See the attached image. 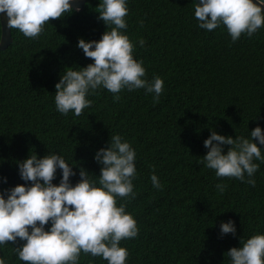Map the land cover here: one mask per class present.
Wrapping results in <instances>:
<instances>
[{
  "label": "trees",
  "instance_id": "trees-1",
  "mask_svg": "<svg viewBox=\"0 0 264 264\" xmlns=\"http://www.w3.org/2000/svg\"><path fill=\"white\" fill-rule=\"evenodd\" d=\"M98 4L88 0L83 10L50 19L36 39L11 29L13 41L0 51V190L25 183L17 161L35 152H59L75 164L73 183L81 166L99 175L94 154L119 133L137 152L136 196L126 210L139 234L121 241L128 264H228L224 253L239 246V236L264 232V163L257 161L253 187L216 177L199 161L210 127L233 138L248 136L257 124L264 129V27L233 43L224 26L211 32L198 27L192 0H129L125 31L137 41L134 56L143 59L147 78H163L160 99L138 89L122 90L114 101L101 88L79 116L63 115L55 108L54 85L66 67L92 62L77 44L79 38L98 40L106 30L97 19ZM153 170L162 189L152 185ZM59 178L58 170L53 182ZM221 181L223 192L216 188ZM229 219L237 236L221 237L220 222ZM14 246L9 241L0 247V256L25 264ZM80 264L107 261L82 252Z\"/></svg>",
  "mask_w": 264,
  "mask_h": 264
},
{
  "label": "clouds",
  "instance_id": "clouds-1",
  "mask_svg": "<svg viewBox=\"0 0 264 264\" xmlns=\"http://www.w3.org/2000/svg\"><path fill=\"white\" fill-rule=\"evenodd\" d=\"M74 0H0V14L7 16L9 29H18L24 36L36 39L46 22L61 18L73 9ZM129 0H99L98 20L106 30L100 39L79 38L77 47L92 59L77 69L66 67L55 83L56 110L79 116L89 108L88 97L97 89H106L113 100L120 99L122 90L143 89L158 101L164 92V80L154 75L147 78L143 59L134 56L137 41L130 39L126 17ZM198 27L211 32L226 27L231 42L242 35L252 37L264 27V0H192ZM143 24V21H141ZM138 45L144 47L143 37ZM249 130V129H248ZM206 154L199 161L214 170L216 177L235 178L251 186L255 174L264 163V129L257 124L248 136L224 135L210 127L203 140ZM225 146L227 150L225 151ZM100 174L79 168L59 152L39 156L36 152L17 161L18 174L25 183L0 190V247L14 242L13 252L25 264H80L81 253L100 257L107 264H128L129 250L122 240L136 238L137 221L128 212L127 201L134 199L133 181L137 177V152L132 143L119 133L110 135L106 146L94 154ZM259 161L260 163H257ZM60 174L59 182L53 181ZM7 182V177L2 178ZM150 180L162 189L155 170ZM216 188L223 192L221 181ZM118 200L120 203H118ZM220 236H237L234 220L221 221ZM239 246L225 253L228 264H264V232L238 237ZM0 264L8 261L0 256Z\"/></svg>",
  "mask_w": 264,
  "mask_h": 264
},
{
  "label": "water",
  "instance_id": "water-1",
  "mask_svg": "<svg viewBox=\"0 0 264 264\" xmlns=\"http://www.w3.org/2000/svg\"><path fill=\"white\" fill-rule=\"evenodd\" d=\"M88 0H74L73 9L78 8V11L83 10ZM2 34L0 39V51L6 50L13 41L12 30L7 26V16L0 14Z\"/></svg>",
  "mask_w": 264,
  "mask_h": 264
}]
</instances>
